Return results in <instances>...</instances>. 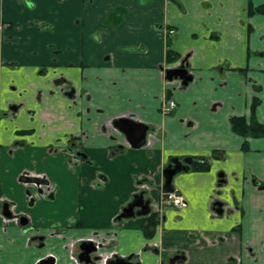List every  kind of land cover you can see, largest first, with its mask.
I'll use <instances>...</instances> for the list:
<instances>
[{
  "label": "crops",
  "instance_id": "crops-1",
  "mask_svg": "<svg viewBox=\"0 0 264 264\" xmlns=\"http://www.w3.org/2000/svg\"><path fill=\"white\" fill-rule=\"evenodd\" d=\"M261 5L0 0V264H264V137L231 127L234 116L264 124V13L250 11ZM119 119L146 125L145 144L133 147ZM173 157L208 169L174 177L188 206L163 207L150 237ZM25 169L46 172L52 195L21 182ZM141 192L151 212L123 217ZM5 202L31 223L3 217ZM83 243L96 248L90 263Z\"/></svg>",
  "mask_w": 264,
  "mask_h": 264
},
{
  "label": "water",
  "instance_id": "water-1",
  "mask_svg": "<svg viewBox=\"0 0 264 264\" xmlns=\"http://www.w3.org/2000/svg\"><path fill=\"white\" fill-rule=\"evenodd\" d=\"M187 66H180L175 67L169 71V77H180L183 78L184 75L187 73ZM117 127L125 133L127 136L130 144L133 147H141L146 142V136H147V126L138 122H135L131 119H119L116 122ZM193 162L192 158H185L180 159L179 157H173L170 159V162L163 170V177H164V185H163V192H172L174 191V185H173V179L174 177L183 171H188L191 168V164ZM151 199H145L144 192L139 193L135 199L129 203V205L124 209V212L122 214L123 217H135L139 215H146L151 212ZM218 207L221 206L220 203L216 204ZM142 207L144 209L135 211V207ZM7 204L5 205V209H7ZM219 213H222L221 209H217ZM7 216H10V213L5 212ZM24 224L25 222L22 221ZM96 252V248L91 243H83L80 245V254L79 259L90 263L97 257H93L92 254ZM185 257L179 254L174 255L170 259V264H177L179 261L184 259ZM44 259L41 261L40 264H53V259ZM109 264H141L140 262H134L132 258L129 257H119L115 256L110 261Z\"/></svg>",
  "mask_w": 264,
  "mask_h": 264
},
{
  "label": "trees",
  "instance_id": "trees-1",
  "mask_svg": "<svg viewBox=\"0 0 264 264\" xmlns=\"http://www.w3.org/2000/svg\"><path fill=\"white\" fill-rule=\"evenodd\" d=\"M250 11L252 13H264V5L251 8ZM170 54V53H169ZM170 59V58H169ZM258 103V99H255L252 108L255 109ZM231 127L232 130L244 137H264V124L257 121L253 116L250 121H248L244 116H234L231 118ZM244 149H247V143L243 145ZM191 169L193 170H206L208 169V163L203 162L199 158H193V162L191 164ZM159 222V216L157 213H152L148 219V224L146 226L149 231H147V236H153L156 226Z\"/></svg>",
  "mask_w": 264,
  "mask_h": 264
},
{
  "label": "flooded vegetation",
  "instance_id": "flooded-vegetation-1",
  "mask_svg": "<svg viewBox=\"0 0 264 264\" xmlns=\"http://www.w3.org/2000/svg\"><path fill=\"white\" fill-rule=\"evenodd\" d=\"M185 61V60H184ZM170 75V74H169ZM77 162L78 163H85L87 162L81 155H77ZM19 179L21 182H23L26 185H32L35 188L39 189V195L40 196H51L53 191L55 190V184L53 181L49 178V176L46 174V172H39L34 169H25L21 172ZM30 199H33L34 196L32 194H28ZM7 204L8 208L5 209V205ZM14 208L11 207L9 202H5L2 206L3 211V217L10 220L11 218H14V220L17 223H22L24 221L25 223L23 225H27L31 223V218L28 214H23V216L16 215L14 216L15 212L13 210ZM5 212L10 213V216H7ZM49 259V263H50Z\"/></svg>",
  "mask_w": 264,
  "mask_h": 264
},
{
  "label": "built area",
  "instance_id": "built-area-1",
  "mask_svg": "<svg viewBox=\"0 0 264 264\" xmlns=\"http://www.w3.org/2000/svg\"><path fill=\"white\" fill-rule=\"evenodd\" d=\"M2 25L3 24H1V26ZM174 33H175L174 29L171 28L165 29L166 36L173 35ZM176 106H177L176 101L170 99L164 104L163 110L167 113H170L172 110L175 109ZM166 206L182 209L188 206V201L181 193H178L176 191L163 193L160 200L158 202H155V209H156L155 212L158 214L159 218L161 217L160 211L162 210L163 207ZM94 244L96 243L94 242ZM110 259L111 258L109 256H101L100 262L101 264H109Z\"/></svg>",
  "mask_w": 264,
  "mask_h": 264
}]
</instances>
